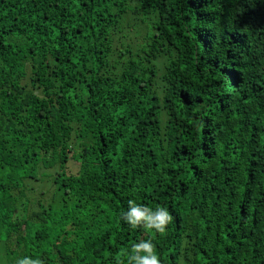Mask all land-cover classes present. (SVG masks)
I'll return each instance as SVG.
<instances>
[{"label":"trees","instance_id":"1","mask_svg":"<svg viewBox=\"0 0 264 264\" xmlns=\"http://www.w3.org/2000/svg\"><path fill=\"white\" fill-rule=\"evenodd\" d=\"M141 240L264 264V0H0V264H127Z\"/></svg>","mask_w":264,"mask_h":264},{"label":"clouds","instance_id":"2","mask_svg":"<svg viewBox=\"0 0 264 264\" xmlns=\"http://www.w3.org/2000/svg\"><path fill=\"white\" fill-rule=\"evenodd\" d=\"M129 210L123 213V219L132 227L143 226L157 234H165L173 217L167 208L157 206L155 210L148 206L138 205L129 200ZM127 264H161L155 245L151 240H141L132 246L131 252L126 253ZM17 264H42L40 259L24 258Z\"/></svg>","mask_w":264,"mask_h":264},{"label":"rangeland","instance_id":"3","mask_svg":"<svg viewBox=\"0 0 264 264\" xmlns=\"http://www.w3.org/2000/svg\"><path fill=\"white\" fill-rule=\"evenodd\" d=\"M71 164L69 163V167L71 168V166H70ZM73 167V166H72ZM74 169V168H73Z\"/></svg>","mask_w":264,"mask_h":264}]
</instances>
